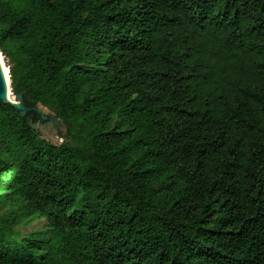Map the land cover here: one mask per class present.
Here are the masks:
<instances>
[{"label":"trees","instance_id":"1","mask_svg":"<svg viewBox=\"0 0 264 264\" xmlns=\"http://www.w3.org/2000/svg\"><path fill=\"white\" fill-rule=\"evenodd\" d=\"M0 52L66 127L0 103V264H264V0H0Z\"/></svg>","mask_w":264,"mask_h":264},{"label":"rangeland","instance_id":"2","mask_svg":"<svg viewBox=\"0 0 264 264\" xmlns=\"http://www.w3.org/2000/svg\"><path fill=\"white\" fill-rule=\"evenodd\" d=\"M0 64L6 71V76H7L6 84H7L8 95L13 101L19 103L17 101V97L13 93V88L11 87V83H10L8 58L5 57L1 52H0ZM35 107L39 111L38 114L34 111L27 113V120L30 126L33 128L34 132L41 139H44L56 146L60 145L65 140L64 135L66 132V127L64 123L59 119H57L54 113L47 110L46 108L37 105ZM33 114L37 115V119L34 122L32 120ZM3 170H5V168H3ZM4 182L5 180L0 179V188L4 187ZM25 222H23V224H21L18 227V232L21 235H27L31 231L43 228L45 225L44 219H35L33 221H25Z\"/></svg>","mask_w":264,"mask_h":264},{"label":"water","instance_id":"3","mask_svg":"<svg viewBox=\"0 0 264 264\" xmlns=\"http://www.w3.org/2000/svg\"><path fill=\"white\" fill-rule=\"evenodd\" d=\"M6 81L4 79V76H3V73H2V70H1V66H0V103H6L8 105H11L12 107H14L21 116H25L28 112H31V111H34L36 112L37 114L39 113V111L37 110V108L35 107L36 105L37 106H41V107H44L43 105H41L40 103H36L35 105L29 107V106H26V103H25V99H24V96L22 93H17L14 91L13 89V93L15 94V96L17 97V102H12L10 100L7 99L6 97ZM46 108V107H44ZM47 110H49L48 108H46ZM50 111V110H49ZM52 112V111H51ZM54 113V112H53ZM55 115V113H54ZM56 116V115H55ZM57 118V117H56ZM58 119V118H57ZM61 121V120H60ZM29 123V122H28ZM30 125V124H29ZM2 173V171H1Z\"/></svg>","mask_w":264,"mask_h":264},{"label":"bare ground","instance_id":"4","mask_svg":"<svg viewBox=\"0 0 264 264\" xmlns=\"http://www.w3.org/2000/svg\"><path fill=\"white\" fill-rule=\"evenodd\" d=\"M0 66H1V70H2V73H3V76H4V79H5V81L7 80L6 79V71H5V69L2 67V65L0 64ZM6 87H7V84H6ZM6 97H7V99L8 100H10V101H12V102H14L10 97H9V95H8V90L6 89Z\"/></svg>","mask_w":264,"mask_h":264}]
</instances>
